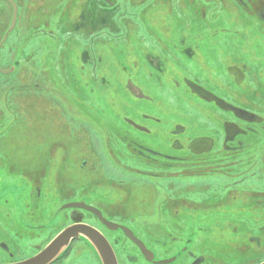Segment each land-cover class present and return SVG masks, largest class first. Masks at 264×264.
<instances>
[{
	"label": "flooded vegetation",
	"instance_id": "1",
	"mask_svg": "<svg viewBox=\"0 0 264 264\" xmlns=\"http://www.w3.org/2000/svg\"><path fill=\"white\" fill-rule=\"evenodd\" d=\"M231 18L238 28L226 26ZM12 37L20 40L3 67ZM45 41L58 49L35 66L29 48ZM114 43L125 54L110 66L123 81L113 96L151 104L158 117L100 122L97 95L113 86L98 47ZM137 74L156 76L175 109L146 95ZM38 90L96 120L94 143L110 151L117 141L142 165L127 171L152 189L140 201L117 174L98 171L82 173V190L58 194L54 144L40 174L0 165V264H24L68 230L67 246L40 264H264V0H0V121L23 120V100ZM82 154L74 162L85 169Z\"/></svg>",
	"mask_w": 264,
	"mask_h": 264
},
{
	"label": "rangeland",
	"instance_id": "2",
	"mask_svg": "<svg viewBox=\"0 0 264 264\" xmlns=\"http://www.w3.org/2000/svg\"><path fill=\"white\" fill-rule=\"evenodd\" d=\"M225 12L227 13V11ZM228 15L230 16L229 13ZM145 17H148V13L145 15ZM228 22H230L226 25L228 28L234 29V27H239L235 22H233L232 18L229 19ZM249 24H251V22H249ZM167 25L169 26L170 31L177 30L171 26V22L168 21ZM3 30L4 29H2V31ZM153 32H155V38H159V40L167 42V39L163 40L164 35L161 33L160 29H153ZM20 33H23V31H20ZM104 37L107 39L105 35ZM19 40L15 37H12L5 45V48L1 54L2 62L8 61L10 58L9 56H11L13 53H16V45H18ZM115 42L118 43L117 41ZM36 44H38L40 47H38L35 52V47L32 50L31 46L29 48V55L33 57V63L35 66L48 63L49 61L46 56V50L49 51L50 47L57 48L58 44H50V41H45L44 43L38 42ZM119 46L121 45L114 43L109 47H103V45L98 47V49H100V58L107 60V63H104L103 65L104 68L106 67V70L110 68L111 64L117 61L121 62L118 58L123 57L125 52L123 47ZM156 53L158 55L159 51H156ZM23 57L24 61L25 56ZM4 62L2 64L3 67L5 66ZM118 73L119 71L114 67L110 68L108 80L113 87L110 89L108 86H105V89L100 88L97 95L99 107L102 108V111H105H103L105 116L102 114L103 117L101 118L102 120L100 122L105 123L106 125L122 124V121H120V117L122 116H126L129 119L138 120L140 118L137 117L139 112L158 117V111L161 114V110H158L151 104L148 105L147 103L143 102L134 103L129 96L120 93V91L116 93V96H113L111 90L116 89L117 85L123 82L119 80ZM38 77L39 74H34L33 76V78ZM155 77L156 76L147 81L146 76L141 75L139 77L137 74V77L134 79L138 80L146 95L152 96L157 105H161L165 110H172L173 108L175 109L174 105L170 104L165 96H162L161 90L157 88L158 84H156ZM41 90L42 89L40 88V91ZM30 98L31 100L29 101L23 100L26 111L23 120L21 119L19 122L17 120L11 122L13 118L10 114H8L7 116L3 117V120L0 121V132L3 134L1 136L2 139L0 142V165L2 167L5 169L8 167L9 170L13 168L15 171L14 173H21L22 171L25 173L29 171L33 173L34 170H36V173L40 174L41 168L43 166L42 162L48 158L49 148L54 144L53 150L55 155L52 162H54V159H56V164H58V171L56 173V175L59 173V183H57L58 188H56L58 194H60L62 191H66V189L69 188H73L76 191L82 190V188L86 187V182H88V180L83 182L81 176L84 174L82 173L99 171L106 173L107 178L112 176L114 173L117 174L119 176L118 179H122L126 183L127 187L131 193L133 192L135 197L139 198L140 201L144 198H147L146 190L149 187L152 189V187H148L149 183L143 180L144 176H136V173L132 175L127 171V166L130 168H141L142 165L140 166L138 161L137 163L133 161V157H129V155H127L128 152L124 149V147L113 139L110 142L109 147L111 152L104 147L103 142L102 144L94 143L95 137L98 139L100 137L99 130H95V128H93L98 126L95 119V121H93L92 117L88 118L86 115H83L85 111H75L76 107L72 106L70 102H65V104H62L63 101L53 98V96L49 97L46 91L44 94L39 92V90L36 92L32 91ZM115 101L119 102L122 111L112 113L110 106H113ZM128 105L133 109L128 108ZM60 106H62L61 109L63 110L64 115H62V110H59ZM33 130H36V132H32ZM68 131L71 133L68 134ZM95 132L97 133L95 134ZM64 135L67 137V139L62 140ZM151 138L153 142H157L156 138ZM92 147L94 152L92 151ZM82 153H84V156ZM110 153L112 154L109 155ZM80 154L82 155L79 159L84 158V160L87 161L86 163H88L85 169H81V167H78V164H75L74 162L76 157ZM65 157L67 158V161L64 162ZM11 173H9V175ZM134 177L135 179L133 180ZM27 179L30 181L28 177ZM111 179L115 180L116 178ZM69 183L71 184L69 185ZM27 187V189L22 190V194L25 193L23 197L24 199H27L26 203H28L31 207L32 200L34 204L38 203V201H36L35 198L28 196L32 187V185L31 187L29 186V182H27ZM17 188L22 189V187ZM132 199H134V197H132L131 200ZM149 209V207L143 208V210H141V215L144 216V214H149ZM133 216L143 217L135 214H133ZM161 239L164 242H167L168 237L165 238V236H161ZM227 250L230 255L239 256L237 251L234 253L233 247H229Z\"/></svg>",
	"mask_w": 264,
	"mask_h": 264
},
{
	"label": "water",
	"instance_id": "3",
	"mask_svg": "<svg viewBox=\"0 0 264 264\" xmlns=\"http://www.w3.org/2000/svg\"><path fill=\"white\" fill-rule=\"evenodd\" d=\"M12 24H14V22ZM13 27H14V25H13ZM12 29H10V31ZM103 116H105V113L103 114ZM70 237H71V230H68L62 236H60V238H58L53 245H51L49 248H47V250H45L44 253L36 256V258H34V259L30 260V261H27L24 264H40V262H42L44 259H46L47 256H51L52 255V251L54 249H56V251H58V249L66 247L68 242H69V238Z\"/></svg>",
	"mask_w": 264,
	"mask_h": 264
}]
</instances>
